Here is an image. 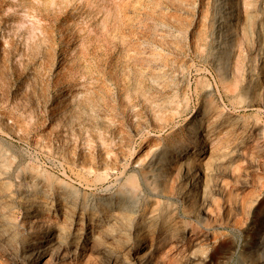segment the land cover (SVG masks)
<instances>
[{
  "label": "rangeland",
  "instance_id": "374dc122",
  "mask_svg": "<svg viewBox=\"0 0 264 264\" xmlns=\"http://www.w3.org/2000/svg\"><path fill=\"white\" fill-rule=\"evenodd\" d=\"M0 264H264V0H0Z\"/></svg>",
  "mask_w": 264,
  "mask_h": 264
},
{
  "label": "bare ground",
  "instance_id": "6f19581e",
  "mask_svg": "<svg viewBox=\"0 0 264 264\" xmlns=\"http://www.w3.org/2000/svg\"><path fill=\"white\" fill-rule=\"evenodd\" d=\"M199 176H200V175L197 174V173L194 175L195 178H197V177H199ZM197 182H198V181H195V180L193 181L194 187H196V188L199 187L198 184H197Z\"/></svg>",
  "mask_w": 264,
  "mask_h": 264
}]
</instances>
